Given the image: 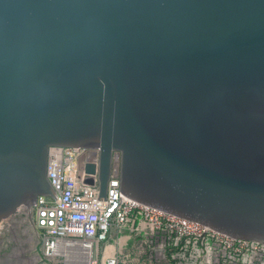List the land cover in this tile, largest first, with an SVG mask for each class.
<instances>
[{"label": "water", "instance_id": "obj_1", "mask_svg": "<svg viewBox=\"0 0 264 264\" xmlns=\"http://www.w3.org/2000/svg\"><path fill=\"white\" fill-rule=\"evenodd\" d=\"M52 146L98 150L100 201L118 151L124 196L264 245V0H0V223L56 198Z\"/></svg>", "mask_w": 264, "mask_h": 264}, {"label": "built area", "instance_id": "obj_2", "mask_svg": "<svg viewBox=\"0 0 264 264\" xmlns=\"http://www.w3.org/2000/svg\"><path fill=\"white\" fill-rule=\"evenodd\" d=\"M119 161L120 153L112 151L106 196L100 201L96 183L98 150L49 147L46 176L56 198L39 195L31 207L34 209V228L40 235L42 254L46 258L57 254L60 242L89 243L92 255L94 246L97 251L99 244L115 235L119 248L132 236H145L149 242L199 244L206 253L219 254L220 262L217 264H264V245L261 243L232 239L121 194ZM87 166L93 168L92 173L86 172ZM86 177L93 178L94 185L83 183ZM119 263L117 252L107 256L104 262Z\"/></svg>", "mask_w": 264, "mask_h": 264}, {"label": "rangeland", "instance_id": "obj_3", "mask_svg": "<svg viewBox=\"0 0 264 264\" xmlns=\"http://www.w3.org/2000/svg\"><path fill=\"white\" fill-rule=\"evenodd\" d=\"M34 209L31 212L20 207L17 212L0 223V264H77L73 256L68 260L64 253L46 258L42 254L41 238L34 228ZM113 235L106 242L94 246L93 264H104L113 252L119 256V264H217L216 252L206 253L199 244L181 242L168 244L138 236L127 239L119 248ZM75 252V250H73ZM73 255V254H72Z\"/></svg>", "mask_w": 264, "mask_h": 264}, {"label": "bare ground", "instance_id": "obj_4", "mask_svg": "<svg viewBox=\"0 0 264 264\" xmlns=\"http://www.w3.org/2000/svg\"><path fill=\"white\" fill-rule=\"evenodd\" d=\"M91 245L85 244H69L60 242L57 248L58 253H64L68 260L75 256L77 258V264H93L91 260ZM75 250V252H73ZM73 254V255H72Z\"/></svg>", "mask_w": 264, "mask_h": 264}]
</instances>
